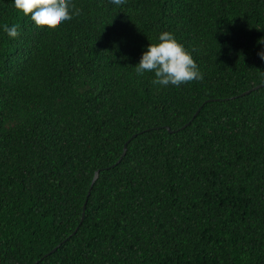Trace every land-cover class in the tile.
<instances>
[{"label": "trees", "instance_id": "1", "mask_svg": "<svg viewBox=\"0 0 264 264\" xmlns=\"http://www.w3.org/2000/svg\"><path fill=\"white\" fill-rule=\"evenodd\" d=\"M75 3L0 0V264H264V0ZM164 31L202 82L136 75Z\"/></svg>", "mask_w": 264, "mask_h": 264}, {"label": "clouds", "instance_id": "2", "mask_svg": "<svg viewBox=\"0 0 264 264\" xmlns=\"http://www.w3.org/2000/svg\"><path fill=\"white\" fill-rule=\"evenodd\" d=\"M108 3L120 8L127 4V0H108ZM13 5L17 12L31 17L38 25H62L82 15L75 0H13ZM3 31L9 39L19 38L16 26H5ZM257 55L264 60V51ZM134 69L138 77L146 73L153 74V85L163 89L180 88L203 81V75L191 53L177 41L174 34L167 31L159 34L156 42L143 50Z\"/></svg>", "mask_w": 264, "mask_h": 264}, {"label": "water", "instance_id": "3", "mask_svg": "<svg viewBox=\"0 0 264 264\" xmlns=\"http://www.w3.org/2000/svg\"><path fill=\"white\" fill-rule=\"evenodd\" d=\"M256 88H258V87H256ZM168 129H169V128H168ZM126 151H127V143H126L125 146H124V151H123L122 156H124V155L126 154ZM98 176H99V171H96V173H95V175H94V177H93L92 183H91V185H90V189L92 188L93 184H94L95 181L97 180ZM90 189H89V190H90ZM88 195H89V191H88ZM84 210H85V208H84ZM84 214H85V212L83 211L81 222H82V220H83V218H84ZM75 232H76V230L74 231V233H75ZM58 247H59V246H58ZM58 247L54 248L52 251H55ZM36 263H38V262H36Z\"/></svg>", "mask_w": 264, "mask_h": 264}]
</instances>
